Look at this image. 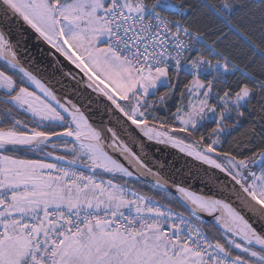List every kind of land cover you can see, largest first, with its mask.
Wrapping results in <instances>:
<instances>
[{
  "label": "snow or ice",
  "instance_id": "snow-or-ice-1",
  "mask_svg": "<svg viewBox=\"0 0 264 264\" xmlns=\"http://www.w3.org/2000/svg\"><path fill=\"white\" fill-rule=\"evenodd\" d=\"M0 264H264V0H0Z\"/></svg>",
  "mask_w": 264,
  "mask_h": 264
},
{
  "label": "water",
  "instance_id": "water-1",
  "mask_svg": "<svg viewBox=\"0 0 264 264\" xmlns=\"http://www.w3.org/2000/svg\"><path fill=\"white\" fill-rule=\"evenodd\" d=\"M30 51L32 53V56L35 60V65L41 68L47 67V71L51 72L52 69L50 67L51 61L49 60L47 53L48 48L43 43H37L34 39H29L28 41ZM156 159L164 161V163L167 165L168 161L173 159L171 155L168 154L167 151L161 150V152L156 153ZM189 183H192L189 181ZM194 187H199V182L197 181L194 184Z\"/></svg>",
  "mask_w": 264,
  "mask_h": 264
},
{
  "label": "trees",
  "instance_id": "trees-1",
  "mask_svg": "<svg viewBox=\"0 0 264 264\" xmlns=\"http://www.w3.org/2000/svg\"><path fill=\"white\" fill-rule=\"evenodd\" d=\"M189 2H191V0H189ZM213 2H219V0H213ZM233 19H234V22H235V17ZM207 23L210 24V25H214L216 27H222L221 23L218 20H215V19H209L207 21ZM241 131H243V129H241Z\"/></svg>",
  "mask_w": 264,
  "mask_h": 264
}]
</instances>
